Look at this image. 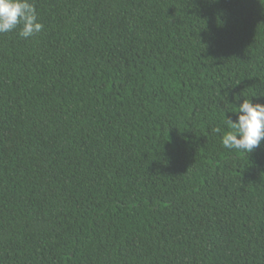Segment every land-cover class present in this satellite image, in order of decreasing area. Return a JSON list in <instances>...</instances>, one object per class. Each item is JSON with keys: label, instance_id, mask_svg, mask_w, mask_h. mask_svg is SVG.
<instances>
[{"label": "trees", "instance_id": "1", "mask_svg": "<svg viewBox=\"0 0 264 264\" xmlns=\"http://www.w3.org/2000/svg\"><path fill=\"white\" fill-rule=\"evenodd\" d=\"M0 34V264H264V0H31ZM226 115V116H225Z\"/></svg>", "mask_w": 264, "mask_h": 264}, {"label": "clouds", "instance_id": "2", "mask_svg": "<svg viewBox=\"0 0 264 264\" xmlns=\"http://www.w3.org/2000/svg\"><path fill=\"white\" fill-rule=\"evenodd\" d=\"M18 28V35L25 39L40 33L44 25L37 19L31 0H0V34ZM249 96L237 105L236 120L226 117L224 131L214 127L213 133L221 134V143L227 149L250 153L264 141V103L253 102ZM226 116V115H225Z\"/></svg>", "mask_w": 264, "mask_h": 264}]
</instances>
